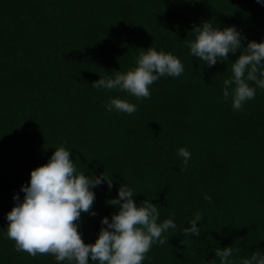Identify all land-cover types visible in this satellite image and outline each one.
I'll return each instance as SVG.
<instances>
[{"label": "trees", "instance_id": "1", "mask_svg": "<svg viewBox=\"0 0 264 264\" xmlns=\"http://www.w3.org/2000/svg\"><path fill=\"white\" fill-rule=\"evenodd\" d=\"M203 20L264 39L257 0H0V264H56L50 254L16 251L6 213L31 170L60 145L86 175L113 179L111 190L95 189L97 214L82 213L86 243L118 210L106 201L128 183L138 204L156 203L158 222L177 224L143 264H220L215 250L225 246L233 260L264 251V89L239 111L224 100L223 81L240 51L213 67L189 55L190 30ZM151 46L177 56L184 72L161 77L140 100L92 86L134 66ZM117 96L137 110L107 111ZM180 147L191 153L187 165ZM196 212L199 237L183 233Z\"/></svg>", "mask_w": 264, "mask_h": 264}, {"label": "clouds", "instance_id": "2", "mask_svg": "<svg viewBox=\"0 0 264 264\" xmlns=\"http://www.w3.org/2000/svg\"><path fill=\"white\" fill-rule=\"evenodd\" d=\"M257 3L264 5V0ZM190 31L193 38L188 41L189 55L208 67L229 61V54L240 51L231 63L232 75L223 81L222 96L225 101L231 99L234 110H242L243 104L255 97L257 88L264 89V39L248 40L236 25L221 28L211 20H203ZM184 70V64L173 53L151 46L142 48L134 66L110 76L101 75L92 86L123 91L140 100L150 97L149 86L161 77H179ZM105 109L131 115L137 105L117 96L108 99ZM177 155L185 165L191 158L185 147H180ZM74 161L71 150L55 146L47 162L31 170L30 180L13 195L15 203L6 213V237L15 242L16 251L33 257L50 254L56 264H143L152 245L164 243L162 234L177 229L174 219L158 222L160 210L156 203L146 198L138 204L133 188L124 183L118 195L106 201L118 210L111 219L107 215L101 219L97 238L86 243L78 230L82 213L97 214L93 208L95 189L106 183L111 190L113 179L105 172L86 175ZM202 220L203 214L196 212L183 233L199 237L197 221ZM233 253L232 246H225L215 250V257H219L220 264H264L260 248L236 260L232 259Z\"/></svg>", "mask_w": 264, "mask_h": 264}]
</instances>
